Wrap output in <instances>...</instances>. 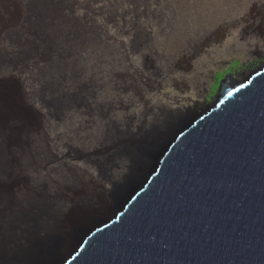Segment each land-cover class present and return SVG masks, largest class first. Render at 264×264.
Returning a JSON list of instances; mask_svg holds the SVG:
<instances>
[{"label": "rangeland", "instance_id": "374dc122", "mask_svg": "<svg viewBox=\"0 0 264 264\" xmlns=\"http://www.w3.org/2000/svg\"><path fill=\"white\" fill-rule=\"evenodd\" d=\"M79 3L97 11L105 4L100 0ZM143 6L146 17L142 29L155 36L156 49L165 55L173 52L178 60L191 64L188 70L181 67L175 73L178 89L167 86L148 95V108L182 107L178 109L182 114L202 112L215 101L220 80L235 84L264 63V0H144ZM60 7L50 0H0V87H10L16 101H21L38 121V126L26 130L18 115L0 126V151L6 152L9 161L0 170V180L12 185L15 200L8 209L0 208V247L5 253H15L33 240L44 239L72 212L85 210L95 219H107L114 204L112 185L128 172V159L116 154L114 147L131 137L113 141L110 148L111 140L102 135L98 121L82 114L84 107L77 101H69L67 108L57 113H45L46 96L40 93L46 80L43 74L48 67L54 75L60 74L65 62L50 56L52 51L58 54L60 27L48 23L60 15ZM8 25H15L21 37L7 34L4 27ZM31 25L36 28L30 30ZM38 26L44 27V34H37L41 30ZM47 37L54 38L51 46L55 44V49L45 47L47 42L39 47L41 39ZM95 53L100 54L99 50ZM93 57L79 62L83 74L100 70ZM66 68L71 69L69 65ZM46 107L52 111L50 105ZM151 116H146L147 122ZM14 135L22 138L21 144H9ZM21 218L31 221H19ZM75 237L63 236L58 256H63ZM76 245L77 241L68 253Z\"/></svg>", "mask_w": 264, "mask_h": 264}, {"label": "water", "instance_id": "95a60500", "mask_svg": "<svg viewBox=\"0 0 264 264\" xmlns=\"http://www.w3.org/2000/svg\"><path fill=\"white\" fill-rule=\"evenodd\" d=\"M155 134L152 161L133 174ZM147 136L107 219L50 264H264V63Z\"/></svg>", "mask_w": 264, "mask_h": 264}, {"label": "flooded vegetation", "instance_id": "af4514ba", "mask_svg": "<svg viewBox=\"0 0 264 264\" xmlns=\"http://www.w3.org/2000/svg\"><path fill=\"white\" fill-rule=\"evenodd\" d=\"M100 1L105 4L97 11L92 6L81 5L79 0H70L61 9L60 15L48 23L49 26L60 27L58 54L52 51L50 56L56 57L59 62L64 59L65 62L64 66L61 64L64 69L61 67L57 76L52 68L45 69L43 76L46 80L40 93L46 96L45 113L48 115L67 108L69 101H77L79 106L84 107L82 114L93 116L98 121L102 135L111 140L110 148L113 141L131 137L116 146L117 149L114 147L115 153L124 155L130 165L127 145L142 139L156 128H167L178 114H182L178 111L182 107L171 110L158 106L148 108V95L154 91L161 92L167 86L178 89L180 85L175 73L181 67L188 70L191 64L184 59L178 60L173 52L165 55L156 49L155 36L142 29V20L146 17L144 0ZM81 8L82 13L78 12ZM151 13L150 16L154 18V13ZM44 30L38 34H44ZM53 39H41L39 47L47 42L45 47L55 49V44L51 46L55 43ZM96 50L100 54H96ZM87 56H94L100 68L90 75L83 74L79 67L81 59ZM51 60L57 66L56 60ZM66 65L71 69H67ZM47 105L52 108L50 113ZM149 113L152 116L147 122ZM104 148L109 149L107 146ZM128 166L126 164V169Z\"/></svg>", "mask_w": 264, "mask_h": 264}, {"label": "bare ground", "instance_id": "6f19581e", "mask_svg": "<svg viewBox=\"0 0 264 264\" xmlns=\"http://www.w3.org/2000/svg\"><path fill=\"white\" fill-rule=\"evenodd\" d=\"M50 1H52V3L54 2L55 4L62 6L60 7V9H62L68 3V1L66 0H50ZM28 16L30 15L28 14ZM13 26L8 25L7 27L9 28L4 27V30H8L7 34H15L16 37L20 38L21 33L19 32V30H17L18 28H15ZM29 27L30 30L32 28H36L33 27V25ZM42 27L38 26L37 28H40L42 30L44 28ZM40 31H38L37 34ZM31 32H33V30ZM27 41H29V39ZM65 94L67 95L68 92H66ZM50 111L51 109L48 110L49 113ZM18 115L22 118V127L25 128L26 130H28V128L33 129L36 125L38 126L37 118L30 112V110H28V108L24 104H22L21 101L20 103L16 101V93L8 86L0 87V126H3L9 120H14L18 118ZM155 135L152 137L151 141L146 144V145L149 144L147 147L148 150L147 153L141 158V161L139 163L133 164V167L131 169V172L133 174H137L140 171H142V169H146V166L149 164V162L152 161L153 149H154V148L152 149V146L154 142L158 141L159 138L161 137L159 135L156 136ZM146 137L151 138V136H147V135H145L143 138ZM8 142L9 144L19 145L22 142V138L19 135H14L9 138ZM138 142L139 140L126 146V150L127 152H129V156H128L129 158H130V154L134 152ZM8 162L9 161L7 159L6 152L0 151V170L6 167L8 165ZM130 164H132L131 160H130ZM129 169L130 168H128V173L130 172ZM128 173H126V175ZM121 185L122 182L115 184L110 192L113 198V202H114V194L115 195L117 194L116 192L118 191ZM113 192L115 193L113 194ZM14 203L15 200L12 197V185L9 184L8 181L6 180H0V208L2 210L8 209V207H10ZM104 205L105 203L102 202L100 203L101 207H103ZM95 217H96L95 215L91 216V212H87L85 210L75 211L72 212L70 215H68L60 224L54 225L53 228L47 232V235L44 237V239L33 240L30 243H28L24 248H20L19 251L15 253L13 252L5 253L3 252V249L0 247V264H50L52 258L54 256H58V252L63 247V241H62L63 236L67 235L69 239L73 238V236H75L76 234L77 229H81V228L85 229L84 228L85 225L89 224L88 226H90L95 220L99 218L98 217L95 219ZM19 221L29 222L31 220L28 218H21ZM75 238H77V236ZM76 240L73 242L72 245L68 247V249L65 251L63 256L67 254L68 251L73 247Z\"/></svg>", "mask_w": 264, "mask_h": 264}, {"label": "snow or ice", "instance_id": "6c2138e0", "mask_svg": "<svg viewBox=\"0 0 264 264\" xmlns=\"http://www.w3.org/2000/svg\"><path fill=\"white\" fill-rule=\"evenodd\" d=\"M229 95H231V93Z\"/></svg>", "mask_w": 264, "mask_h": 264}]
</instances>
